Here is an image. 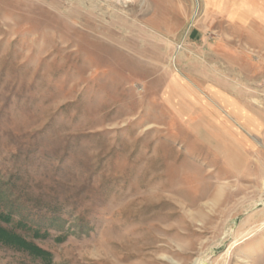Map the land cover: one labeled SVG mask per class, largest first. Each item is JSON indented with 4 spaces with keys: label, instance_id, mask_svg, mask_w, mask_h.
Here are the masks:
<instances>
[{
    "label": "rangeland",
    "instance_id": "1",
    "mask_svg": "<svg viewBox=\"0 0 264 264\" xmlns=\"http://www.w3.org/2000/svg\"><path fill=\"white\" fill-rule=\"evenodd\" d=\"M214 92L264 119V0H0L3 226L48 264H264V132Z\"/></svg>",
    "mask_w": 264,
    "mask_h": 264
},
{
    "label": "trees",
    "instance_id": "2",
    "mask_svg": "<svg viewBox=\"0 0 264 264\" xmlns=\"http://www.w3.org/2000/svg\"><path fill=\"white\" fill-rule=\"evenodd\" d=\"M6 196L3 189L0 188V200H2ZM7 199V196H6ZM1 204V201H0ZM7 205V203H5ZM4 209L0 211V244L4 247L10 248L14 251L26 253L28 256L39 259L45 263L50 262V254L40 247L35 245L34 243L27 240L25 236L18 234L15 229L7 228L3 226V224H7L9 222H14L12 217L13 214L10 211H6V207L3 206ZM8 207V205H7ZM9 208H12V205H9ZM1 210V207H0ZM5 212V213H4ZM11 220V221H10ZM25 226L22 221H17V226ZM36 237L46 236L47 233L40 235L39 231H33Z\"/></svg>",
    "mask_w": 264,
    "mask_h": 264
},
{
    "label": "crops",
    "instance_id": "3",
    "mask_svg": "<svg viewBox=\"0 0 264 264\" xmlns=\"http://www.w3.org/2000/svg\"><path fill=\"white\" fill-rule=\"evenodd\" d=\"M214 97L222 107L227 109L230 119L233 120L234 124L238 125V130L250 137L264 132V119H260L257 115L242 110L243 108L231 100L227 94L214 92Z\"/></svg>",
    "mask_w": 264,
    "mask_h": 264
}]
</instances>
